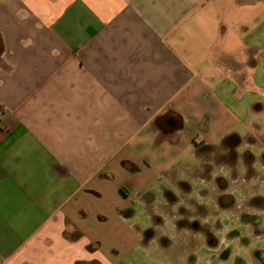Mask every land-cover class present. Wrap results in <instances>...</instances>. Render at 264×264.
I'll list each match as a JSON object with an SVG mask.
<instances>
[{
    "label": "crops",
    "instance_id": "0c3cea01",
    "mask_svg": "<svg viewBox=\"0 0 264 264\" xmlns=\"http://www.w3.org/2000/svg\"><path fill=\"white\" fill-rule=\"evenodd\" d=\"M262 125L264 0H0V264L196 261L206 209L171 208Z\"/></svg>",
    "mask_w": 264,
    "mask_h": 264
},
{
    "label": "clouds",
    "instance_id": "9594fccd",
    "mask_svg": "<svg viewBox=\"0 0 264 264\" xmlns=\"http://www.w3.org/2000/svg\"><path fill=\"white\" fill-rule=\"evenodd\" d=\"M245 128H250V123L245 125ZM259 151L257 149H253V152ZM183 159L189 163L190 166L193 168L195 166H199L202 161L198 158H196L193 153H190L183 157ZM255 168L259 171V173L264 174V168H262L259 164L255 166ZM239 172L241 174L245 173V168L240 167ZM231 174V169L226 168L224 166H213V170L210 173L211 179H195L193 178L192 182L195 185V189L187 194L186 199L185 197H181L178 201V203L174 204V207L171 208V213H177V210L183 206L185 207L188 211L191 210L193 212L198 211L197 205L202 206L206 209V214L205 215H197L193 217L192 219H199L202 225H208L210 229L214 232L216 236L219 237V248H229L233 247V255H239L241 257H247L249 255L250 249L253 248H262L264 249V236H256L253 237L252 243L247 247H235L234 242L229 239V233L232 232L235 228L239 227V218L242 212H248L254 215H257L261 217V223L260 227L264 229V212H258L255 211V209H249V208H244V202L245 198L240 195L241 188L238 187L234 181H231L233 184V188H235V191L237 192L236 196V208L235 211H221L217 206H216V196L218 195L216 191V185L214 183L215 178L217 176H222L226 180L230 178ZM185 175H187L184 171L178 170V176L183 178ZM164 183H168V178L162 177L161 178ZM243 183V182H242ZM258 184L257 179H253L250 182V185L255 187ZM151 190L157 194V196H160V189H159V184H153L151 187ZM264 190V182H259V188L257 191ZM202 191H206V195H201L200 193ZM255 196V195H253ZM191 201H195V204L191 203ZM165 199L163 198H158L155 199L152 204H153V212L155 214H158L163 217L164 220V226L169 228L170 230L172 229L174 223V219L170 218L169 213H165L164 211L158 209L156 206L158 204H164ZM179 219V218H177ZM217 221L220 222L221 227L219 229L216 228V223ZM245 234L247 235L249 233V229H245ZM171 238V237H170ZM172 239V238H171ZM155 245L153 244V241L151 242V247L153 248ZM205 252L202 256L199 257L200 264H214V258L213 254L208 251V247L204 245ZM145 255H149V253H145ZM160 259L155 261V264H165V257H163V254H159ZM185 257H178L177 258V264H184ZM170 264V262H169Z\"/></svg>",
    "mask_w": 264,
    "mask_h": 264
},
{
    "label": "rangeland",
    "instance_id": "374dc122",
    "mask_svg": "<svg viewBox=\"0 0 264 264\" xmlns=\"http://www.w3.org/2000/svg\"><path fill=\"white\" fill-rule=\"evenodd\" d=\"M256 120L260 121V117H256ZM261 128H264V126L262 125V126H258L255 128L256 130L254 131L253 138H248V139L246 138L248 141L254 142L255 144H257V146L255 145L254 147H252V152H253V149L259 150V151L254 152L255 156H253V158L257 162H255L252 165L253 171L250 168L251 167V161H250V163H247V165L245 166L247 175L245 174L246 171L244 174H241L239 172L243 178L240 179V181L235 182V184L241 188L240 195L246 199V201L248 202L247 203L248 205L251 204L249 209H255V211H258V212H264V211H259V208L256 206V205H260L264 207V190L257 191L259 188V182H264V174L259 173V171L255 168L257 164H259L262 168H264V129L262 131ZM245 130L246 129H243L242 127L239 126V132H241L242 134H247V131ZM257 153H260V154L258 155ZM247 162H249V160ZM242 164H244V162L238 163L236 167L238 166L243 167ZM234 170H235V167H233L232 171ZM248 175L249 176L252 175L258 180V184L255 187L250 185V182L255 178L252 177V179H249L250 177ZM191 184L192 186H194V189H195V185L193 184V182ZM226 185H229V186L231 185V186L227 188L226 191L224 192H228L231 195L233 200H231V197L230 198L228 197L226 199L227 196H224L222 204L224 203L226 204L227 203L226 200L227 201L230 200L229 201L230 206L222 209L221 211H232V210L235 211L236 203H237L236 201L237 192L235 191V188H233V184L230 181L222 179L221 186L224 188ZM243 214H247L248 216H250L249 221H251L253 225L246 222L247 220L243 221L241 217L239 218V222H240L239 227L235 228L232 232L229 233V239L234 242V246L237 248L239 247L247 248L252 243V240H253L252 235L254 237L264 236V229L260 227V223L262 222L261 217L248 213V212H242L241 215ZM245 229H249V233L247 235L245 234V231H244ZM251 232H252V235H251ZM216 237L218 239L217 245L215 246L205 245L209 248L208 251L213 254L214 264H264L263 259L261 258V254H259V252L264 253V249L262 248L250 249L249 255L245 258L239 255H233V247L219 248V237L218 236ZM185 248H188V247L184 245L180 247L178 251H181L182 249H185ZM190 252H193L191 244H190ZM204 252H205L204 245H201V244L198 245V248L196 249L195 254H194L197 259L196 261L192 262L190 258V264H200L199 257L202 256ZM17 264H25L24 258L21 257Z\"/></svg>",
    "mask_w": 264,
    "mask_h": 264
},
{
    "label": "trees",
    "instance_id": "16d2710c",
    "mask_svg": "<svg viewBox=\"0 0 264 264\" xmlns=\"http://www.w3.org/2000/svg\"><path fill=\"white\" fill-rule=\"evenodd\" d=\"M77 264H84L83 262H78Z\"/></svg>",
    "mask_w": 264,
    "mask_h": 264
},
{
    "label": "flooded vegetation",
    "instance_id": "af4514ba",
    "mask_svg": "<svg viewBox=\"0 0 264 264\" xmlns=\"http://www.w3.org/2000/svg\"><path fill=\"white\" fill-rule=\"evenodd\" d=\"M263 262H264V258H263Z\"/></svg>",
    "mask_w": 264,
    "mask_h": 264
}]
</instances>
